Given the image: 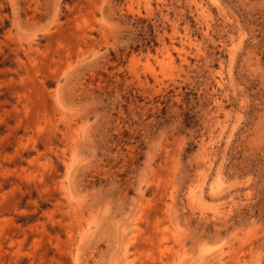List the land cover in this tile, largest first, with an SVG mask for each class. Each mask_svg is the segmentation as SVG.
<instances>
[{"label":"rangeland","instance_id":"rangeland-1","mask_svg":"<svg viewBox=\"0 0 264 264\" xmlns=\"http://www.w3.org/2000/svg\"><path fill=\"white\" fill-rule=\"evenodd\" d=\"M0 264H264V0H0Z\"/></svg>","mask_w":264,"mask_h":264}]
</instances>
